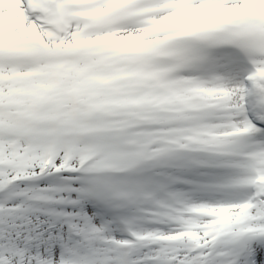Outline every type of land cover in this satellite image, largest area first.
<instances>
[{
  "label": "snow or ice",
  "instance_id": "obj_1",
  "mask_svg": "<svg viewBox=\"0 0 264 264\" xmlns=\"http://www.w3.org/2000/svg\"><path fill=\"white\" fill-rule=\"evenodd\" d=\"M0 264H264V0H0Z\"/></svg>",
  "mask_w": 264,
  "mask_h": 264
}]
</instances>
